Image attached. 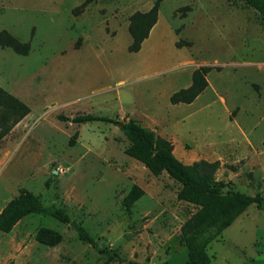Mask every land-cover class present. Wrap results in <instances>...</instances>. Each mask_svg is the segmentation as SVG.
I'll list each match as a JSON object with an SVG mask.
<instances>
[{"label": "rangeland", "instance_id": "obj_1", "mask_svg": "<svg viewBox=\"0 0 264 264\" xmlns=\"http://www.w3.org/2000/svg\"><path fill=\"white\" fill-rule=\"evenodd\" d=\"M155 1L0 0V30L29 42L26 54L0 46V86L30 108L0 142V210L24 187L115 250L121 260L108 264H188L180 227L196 206L176 198L179 184L164 171L125 153L117 123L59 115L132 120L169 139L181 163L218 160L224 189L264 197V19L241 0H160L148 36L129 52V16ZM201 65L214 66L206 87L171 103ZM134 184L142 194L128 212L122 199ZM40 226L61 240L38 242ZM205 252L209 264H264V204L248 205ZM105 257L49 216L0 230V264Z\"/></svg>", "mask_w": 264, "mask_h": 264}, {"label": "trees", "instance_id": "obj_2", "mask_svg": "<svg viewBox=\"0 0 264 264\" xmlns=\"http://www.w3.org/2000/svg\"><path fill=\"white\" fill-rule=\"evenodd\" d=\"M90 1L83 0L78 7L82 8ZM159 1L156 0L146 11L137 10L129 16L130 42L127 46L129 52L138 51L142 41L148 36L157 20ZM241 1L264 19V0ZM176 45L179 46L180 43L176 42ZM0 46L10 47L18 54H26L29 50L28 41L21 42L6 29L0 30ZM213 67L201 65L193 69L190 85L173 92L169 96V101L190 103L206 87L205 75ZM29 111L27 104L0 86V142ZM59 117L76 124L92 121L118 123L112 117L93 113L76 114L70 118L62 115ZM120 128L128 139L125 153L140 161L154 175L164 171L179 184L176 198L196 206V210L184 220L180 227L181 237L187 247L188 264H209V258L205 252L206 245L248 205L255 204L261 207L264 204V197L259 193L248 194L239 190L224 189L225 184L214 177L219 167L218 160L198 159L184 164L173 155V145L169 139L132 120L122 122ZM262 142L264 144V139ZM141 194L142 189L139 186L134 184L130 188L122 199L126 211H130L133 202ZM35 214L49 216L68 224L76 232L79 240L92 245L98 253L106 256L101 264L121 260L115 250L112 251L108 246L96 241L81 223L71 220L68 214L54 203L43 205L37 195L24 187L19 188L18 194L0 210V230L8 231L23 217ZM35 239L40 243L53 246L61 240V235L50 228L40 226L36 230Z\"/></svg>", "mask_w": 264, "mask_h": 264}, {"label": "water", "instance_id": "obj_3", "mask_svg": "<svg viewBox=\"0 0 264 264\" xmlns=\"http://www.w3.org/2000/svg\"><path fill=\"white\" fill-rule=\"evenodd\" d=\"M117 124H118L119 126H121L122 122H121V121H119Z\"/></svg>", "mask_w": 264, "mask_h": 264}]
</instances>
